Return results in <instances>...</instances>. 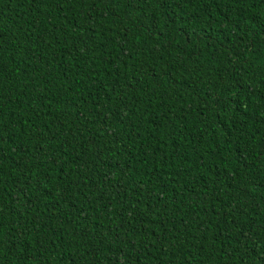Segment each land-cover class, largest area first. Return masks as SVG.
I'll use <instances>...</instances> for the list:
<instances>
[{"label":"trees","instance_id":"obj_1","mask_svg":"<svg viewBox=\"0 0 264 264\" xmlns=\"http://www.w3.org/2000/svg\"><path fill=\"white\" fill-rule=\"evenodd\" d=\"M0 264H264V0H0Z\"/></svg>","mask_w":264,"mask_h":264}]
</instances>
